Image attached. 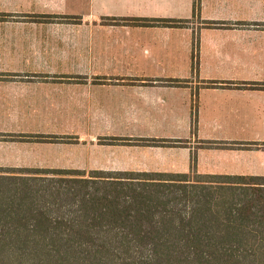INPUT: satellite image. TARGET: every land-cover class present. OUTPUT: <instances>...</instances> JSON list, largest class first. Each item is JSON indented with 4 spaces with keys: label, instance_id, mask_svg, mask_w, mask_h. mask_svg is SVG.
<instances>
[{
    "label": "crops",
    "instance_id": "crops-1",
    "mask_svg": "<svg viewBox=\"0 0 264 264\" xmlns=\"http://www.w3.org/2000/svg\"><path fill=\"white\" fill-rule=\"evenodd\" d=\"M0 167L264 179V0H0Z\"/></svg>",
    "mask_w": 264,
    "mask_h": 264
},
{
    "label": "trees",
    "instance_id": "trees-1",
    "mask_svg": "<svg viewBox=\"0 0 264 264\" xmlns=\"http://www.w3.org/2000/svg\"><path fill=\"white\" fill-rule=\"evenodd\" d=\"M67 174L0 167V264H264V181Z\"/></svg>",
    "mask_w": 264,
    "mask_h": 264
},
{
    "label": "rangeland",
    "instance_id": "rangeland-1",
    "mask_svg": "<svg viewBox=\"0 0 264 264\" xmlns=\"http://www.w3.org/2000/svg\"><path fill=\"white\" fill-rule=\"evenodd\" d=\"M193 179V178H192ZM195 179V178H194ZM251 181H258V182H263L264 180H262V179H259V180H251Z\"/></svg>",
    "mask_w": 264,
    "mask_h": 264
}]
</instances>
